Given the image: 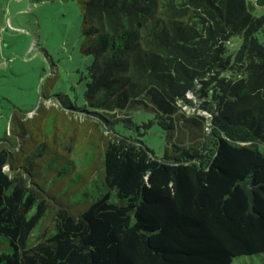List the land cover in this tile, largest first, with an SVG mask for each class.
I'll return each instance as SVG.
<instances>
[{
  "label": "trees",
  "instance_id": "16d2710c",
  "mask_svg": "<svg viewBox=\"0 0 264 264\" xmlns=\"http://www.w3.org/2000/svg\"><path fill=\"white\" fill-rule=\"evenodd\" d=\"M77 3L80 88L0 137V264H264V0Z\"/></svg>",
  "mask_w": 264,
  "mask_h": 264
},
{
  "label": "rangeland",
  "instance_id": "374dc122",
  "mask_svg": "<svg viewBox=\"0 0 264 264\" xmlns=\"http://www.w3.org/2000/svg\"><path fill=\"white\" fill-rule=\"evenodd\" d=\"M80 25L77 0H0V137L14 128V116L30 109L27 116L34 115L43 91L67 90L73 82L80 88L88 62L79 50ZM49 105L46 100L43 106ZM143 131L145 143L162 156L166 143L158 127ZM259 263L253 255L232 264Z\"/></svg>",
  "mask_w": 264,
  "mask_h": 264
}]
</instances>
